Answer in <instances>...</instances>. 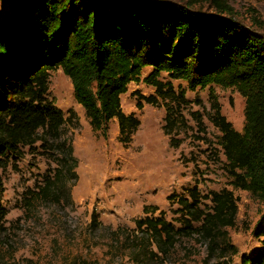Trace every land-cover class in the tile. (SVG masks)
<instances>
[{
	"label": "trees",
	"instance_id": "trees-1",
	"mask_svg": "<svg viewBox=\"0 0 264 264\" xmlns=\"http://www.w3.org/2000/svg\"><path fill=\"white\" fill-rule=\"evenodd\" d=\"M227 2L209 0L213 13L200 15L188 6L156 0H8L0 17V163L17 155L19 147L38 143L56 167L37 195L69 201L61 188L65 177L76 178L77 161L62 133L66 120L47 98L49 72L59 70L68 78L92 130L104 131L115 120L121 142H128L139 126L121 110V96L131 82L153 89V96L137 98L154 107L161 103L165 133L176 125L173 109L187 102L184 92L160 80L164 74L190 91L216 86L244 100L241 132L221 115L212 96L210 123L221 135L230 186L264 204V39L236 22ZM144 70L149 73L142 77ZM167 201L177 206L173 214L179 227L163 212L155 218L156 207H143L144 217L120 242L132 261L163 264L181 240H194L205 249L203 264L232 263L238 252L227 233L237 215L231 191L203 195L193 187ZM5 216L0 205V229ZM95 225L92 215L90 226ZM254 235L260 248L240 256V264H264V226Z\"/></svg>",
	"mask_w": 264,
	"mask_h": 264
},
{
	"label": "rangeland",
	"instance_id": "rangeland-1",
	"mask_svg": "<svg viewBox=\"0 0 264 264\" xmlns=\"http://www.w3.org/2000/svg\"><path fill=\"white\" fill-rule=\"evenodd\" d=\"M156 1L188 6L200 15L214 11L209 0ZM7 2H0V17L7 12ZM227 5L237 23L264 39V27L255 23L264 24V0H228ZM148 73L144 70L142 77ZM160 80L184 92L187 103L173 109L176 125L166 134L161 103L154 107L137 98L153 96V89L131 82L121 96V110L132 114L139 126L128 142H121L115 120L104 131L92 130L73 99L68 78L59 70L49 72L47 98L66 120L62 133L73 148L76 178L65 177L61 188L69 201L64 197L55 203L37 195L44 177L53 175L56 167L38 143L19 147L17 155L1 161L0 205L6 216L0 229V264H137L120 249V242L134 221L144 217L143 207H156L155 218L163 212L178 228V215L173 214L177 206L167 198L193 187L203 195L227 189L237 200L236 225L227 230L238 252L231 264H240V256H251L260 248L254 233L264 226V204L230 186L221 135L210 123L212 96L221 115L241 132L244 100L232 89L209 86L190 91L186 83L170 81L164 74ZM139 100L141 110L136 107ZM117 228L122 233L112 235ZM204 257L203 245L181 240L163 264H203Z\"/></svg>",
	"mask_w": 264,
	"mask_h": 264
}]
</instances>
